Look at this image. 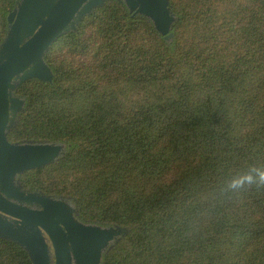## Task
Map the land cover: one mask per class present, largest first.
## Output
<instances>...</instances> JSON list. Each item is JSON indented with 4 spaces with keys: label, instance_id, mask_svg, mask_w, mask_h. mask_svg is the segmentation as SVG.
Here are the masks:
<instances>
[{
    "label": "trees",
    "instance_id": "trees-1",
    "mask_svg": "<svg viewBox=\"0 0 264 264\" xmlns=\"http://www.w3.org/2000/svg\"><path fill=\"white\" fill-rule=\"evenodd\" d=\"M17 2L0 0V47ZM169 3L166 39L106 1L49 49L51 83L16 89L8 141L66 146L21 185L125 229L102 264H264V189L225 188L264 167V0ZM0 264L32 263L0 239Z\"/></svg>",
    "mask_w": 264,
    "mask_h": 264
},
{
    "label": "water",
    "instance_id": "water-1",
    "mask_svg": "<svg viewBox=\"0 0 264 264\" xmlns=\"http://www.w3.org/2000/svg\"><path fill=\"white\" fill-rule=\"evenodd\" d=\"M106 1L18 0L6 18L0 47V239L21 247L32 264H102L124 236L121 227L78 220L70 197L22 188L19 177L56 161L65 152L64 144L8 141L25 106L16 89L33 79L51 83L53 72L45 62L49 49L60 37L76 32ZM114 1L170 39L177 17L169 0Z\"/></svg>",
    "mask_w": 264,
    "mask_h": 264
},
{
    "label": "clouds",
    "instance_id": "clouds-1",
    "mask_svg": "<svg viewBox=\"0 0 264 264\" xmlns=\"http://www.w3.org/2000/svg\"><path fill=\"white\" fill-rule=\"evenodd\" d=\"M225 188L233 193L264 189V167L249 166L247 171L231 176L225 181Z\"/></svg>",
    "mask_w": 264,
    "mask_h": 264
},
{
    "label": "rangeland",
    "instance_id": "rangeland-1",
    "mask_svg": "<svg viewBox=\"0 0 264 264\" xmlns=\"http://www.w3.org/2000/svg\"><path fill=\"white\" fill-rule=\"evenodd\" d=\"M123 230H124V234H125L126 231H125V229H123ZM248 255L253 256L254 253L253 252H249Z\"/></svg>",
    "mask_w": 264,
    "mask_h": 264
},
{
    "label": "flooded vegetation",
    "instance_id": "flooded-vegetation-1",
    "mask_svg": "<svg viewBox=\"0 0 264 264\" xmlns=\"http://www.w3.org/2000/svg\"><path fill=\"white\" fill-rule=\"evenodd\" d=\"M21 183V182H20ZM23 188V187H22ZM24 189V188H23ZM25 190V189H24Z\"/></svg>",
    "mask_w": 264,
    "mask_h": 264
}]
</instances>
